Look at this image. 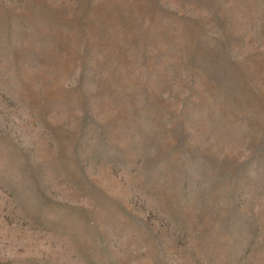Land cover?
<instances>
[{
	"label": "rangeland",
	"instance_id": "rangeland-1",
	"mask_svg": "<svg viewBox=\"0 0 264 264\" xmlns=\"http://www.w3.org/2000/svg\"><path fill=\"white\" fill-rule=\"evenodd\" d=\"M0 264H264V0H0Z\"/></svg>",
	"mask_w": 264,
	"mask_h": 264
}]
</instances>
